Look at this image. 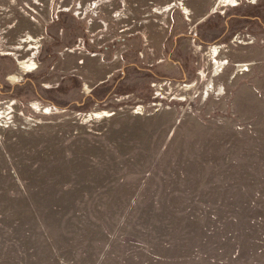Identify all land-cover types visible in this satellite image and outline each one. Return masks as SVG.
<instances>
[{
	"label": "rangeland",
	"instance_id": "obj_1",
	"mask_svg": "<svg viewBox=\"0 0 264 264\" xmlns=\"http://www.w3.org/2000/svg\"><path fill=\"white\" fill-rule=\"evenodd\" d=\"M170 1L0 0V264H264V0Z\"/></svg>",
	"mask_w": 264,
	"mask_h": 264
},
{
	"label": "bare ground",
	"instance_id": "obj_2",
	"mask_svg": "<svg viewBox=\"0 0 264 264\" xmlns=\"http://www.w3.org/2000/svg\"><path fill=\"white\" fill-rule=\"evenodd\" d=\"M180 1L181 2L170 1L169 3H167L165 5L158 6L156 8L155 12L158 14H163L166 11H171V9L174 8L175 5H180L179 3H182V5L185 9V11L183 10V12L185 14L188 13L187 18H189V14H190L189 8L185 5L184 0H180ZM222 1H224L222 6L227 5V4L235 6L236 4H238L237 0H222ZM252 2L253 3L258 2V0H253ZM78 7H80V5H78ZM56 10L58 11V9H56ZM25 37H26V35L24 37H21L15 45H9V46L3 44L0 40V54L1 55H7L8 54L10 56H13L14 59L16 60V66H17L16 71L11 72L9 75L6 76V80L10 81L13 84L20 82L23 79L24 74L32 73V72L38 70V68H39L36 57L38 56L37 54L40 51L39 50L40 44L38 43L40 40H39V38H35V36H33L30 33L27 34L26 38ZM212 44L210 45V49L208 51V56H211L212 60L215 63L214 68H215L216 73L220 74L224 71V68L226 67V65L223 63V60L218 58L223 47L221 48V47H219V45L213 46ZM20 50H22V51H20ZM28 51H29L28 55L23 54V53L28 52ZM243 65H244V63L239 64V66H243ZM201 73L203 74V72H201ZM198 75H200V73H198ZM191 84H192V82H180L178 84L179 85L178 87L180 89L189 91L193 87V85H191ZM211 85L214 87V82L212 79H211ZM52 87L53 86H50V85L46 86V88H52ZM86 87H87V91H88L87 93L93 91V89L88 84ZM160 87H162V85ZM214 88L216 89V87H214ZM157 96H159V98H163L162 96H160V94H157ZM155 98H157V97H155ZM14 105H15V101L11 100L8 103V105H5L3 108L0 109V119H2V117L7 119V116L11 115L10 117H8L9 120L5 121L3 123V125H5V126L11 125L10 124V122L12 120L11 117H13V111L15 110ZM153 105L157 106V103L153 102ZM30 106L32 107L33 110H35L36 112L41 113V114H48V113L53 114V113L61 112V110L54 112L53 110H57L58 109L57 107L55 109V107L52 105H49V104L43 105L39 101H35V100L31 102ZM11 108H12V110H11ZM142 109L143 110L145 109L143 105H136L134 108V112L136 111V112L141 113ZM7 110H8V112H7ZM113 113H114V111H111V110H100V109H98V110H94L91 112H85L84 117H85V115H86V117L91 116V119H92V118H96V117L109 116V115H112ZM0 124H2L1 121H0Z\"/></svg>",
	"mask_w": 264,
	"mask_h": 264
},
{
	"label": "built area",
	"instance_id": "obj_3",
	"mask_svg": "<svg viewBox=\"0 0 264 264\" xmlns=\"http://www.w3.org/2000/svg\"><path fill=\"white\" fill-rule=\"evenodd\" d=\"M213 46L214 45H219V47H221L222 48V46L220 45V44H212ZM208 48L210 49V45L208 46ZM171 80H169V81H163V84H165V83H169V84H171ZM177 83H179V82H177ZM155 86H157V84L155 85ZM92 88V87H91ZM93 89V88H92ZM159 90H161V89H159ZM157 93V92H156ZM88 94V93H87ZM158 94H161V93H159V91H158ZM55 107V106H54ZM55 109H56V107H55Z\"/></svg>",
	"mask_w": 264,
	"mask_h": 264
},
{
	"label": "trees",
	"instance_id": "obj_4",
	"mask_svg": "<svg viewBox=\"0 0 264 264\" xmlns=\"http://www.w3.org/2000/svg\"><path fill=\"white\" fill-rule=\"evenodd\" d=\"M41 100L48 102V100L47 99H44V98H41ZM103 100L102 99H97L98 102H102Z\"/></svg>",
	"mask_w": 264,
	"mask_h": 264
}]
</instances>
